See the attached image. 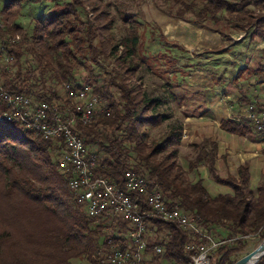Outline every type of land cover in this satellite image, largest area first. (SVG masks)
<instances>
[{
  "label": "trees",
  "instance_id": "1",
  "mask_svg": "<svg viewBox=\"0 0 264 264\" xmlns=\"http://www.w3.org/2000/svg\"><path fill=\"white\" fill-rule=\"evenodd\" d=\"M176 3L179 18L191 14L194 23H218L220 16L226 14V21L236 31L254 27L253 36L264 38V17L246 9L253 5L264 11V0H176ZM4 4L0 60L11 56L12 63L7 66L15 71L0 69V78L5 79L4 84L11 92L38 101H56L61 97L37 93L36 86L44 84L47 76L62 86L80 84L75 77L77 71L87 70L92 60L96 64L111 60L118 73L123 72V76L112 75L108 80L102 75L87 74L85 78L108 108L98 113L92 123L78 125L88 147L99 145L98 152L90 149L97 156L98 175L119 183L128 171L146 176L151 189L163 192L171 208L190 214L204 231L215 232L226 241L213 250L212 264H235L233 257L247 247L246 236L258 234L261 241L264 239V182L256 193L251 188L247 164L239 168L238 177L223 179L215 167L218 144L208 143V151L203 147L196 163H205L213 179L232 191L212 196L202 178L190 184L177 166L182 127H173L159 145L148 143L146 128H159L171 116L157 112L165 99L146 92L142 78L137 75L144 64L138 56L139 34L134 30L126 40L116 41L112 34L115 19L110 17L109 5L104 0H68L58 11L37 22L32 33L14 22L23 0H4ZM125 23L129 24L130 18ZM26 55L32 56L35 68L24 66L22 60ZM100 81H104L102 85ZM113 90L119 93V98ZM5 110L0 101V264H72V260L80 257L89 264H106L102 257L106 252L102 249H108L110 237L102 245L99 243L106 221L89 218L75 202L68 178L59 167L63 142L46 140L16 123L2 121ZM221 126L241 137L256 132L255 124L246 120H226ZM163 154L166 155L161 157ZM196 163L191 168L195 169ZM154 223L165 239L166 259L193 264L186 250L192 241L188 232L177 223L159 219ZM257 264H264V258Z\"/></svg>",
  "mask_w": 264,
  "mask_h": 264
},
{
  "label": "rangeland",
  "instance_id": "2",
  "mask_svg": "<svg viewBox=\"0 0 264 264\" xmlns=\"http://www.w3.org/2000/svg\"><path fill=\"white\" fill-rule=\"evenodd\" d=\"M67 2L68 0H23L20 15L14 22L28 33H32L37 22L58 11L59 7ZM104 2L109 5L110 17L115 19L112 34L116 41L126 40L129 32L134 30L139 34L138 56L144 64L137 75L142 78L143 89L146 92L165 99V104L157 112L171 116L159 128H146L149 132L148 143L159 145L168 137L173 127H182V141L176 159L177 166L190 184L202 178L212 196L231 194L232 191L213 179L205 163H196L203 147L208 151L210 150L208 143L218 144L215 167L218 175L223 179L231 176L238 177V170L242 165L247 164L249 168L251 167L250 162L239 165L241 158H238L234 152L241 156H252L254 152H257L261 155L259 164L252 166V172L250 168L251 188L257 193L258 187L264 182V141H261L264 136L255 128V134L242 137L235 135L238 137L233 138L231 136L233 134L224 130L221 123L226 120L244 122L248 118V108L252 105L256 109L258 107V110L259 108L264 110V38L253 36L254 27H249L243 32L236 31L226 21L228 19L226 14L220 16L218 23H210V21L205 24L194 23L195 18L191 14L185 15L184 19L179 18V6L176 0H104ZM4 6V0H0V26H3L1 12ZM246 9L255 12L257 17H264V11H258L253 5ZM127 18H130L129 24L125 23ZM19 35L17 34L18 37ZM8 57V59L0 60V69L4 70L6 67L14 72V67L7 66L13 60L11 56ZM22 61L26 67H36V64L32 63V56L26 55ZM113 64L111 60L101 64H96L93 60L89 61L87 70L77 71L76 80L87 84L85 80L87 74L94 77L102 75L104 80H108L112 75L117 78L123 76V72L119 74L116 65ZM0 82L4 84L5 79L0 78ZM103 82L100 81L99 84L102 85ZM207 82L210 84L209 88L205 87ZM42 86L47 88V91H44ZM67 86L68 84L62 86L54 78L47 76L44 84L36 86L35 92L50 96L57 94L61 98L56 102L64 101L66 106L69 105L68 94L72 91L68 90L69 86ZM232 86L238 90L236 95L233 93L235 88ZM226 91L228 93L224 94ZM93 93L102 99V111L107 110L103 97L94 89ZM113 93L119 98L118 92L113 90ZM228 94L232 96L229 99ZM213 95H217L219 102L225 108L223 112L217 111V118L209 109H206L205 100ZM236 96L240 98L237 101ZM1 119L5 121L2 116ZM20 126L27 130L25 126ZM221 130L226 133L222 134ZM248 140L258 142L259 146H254L255 151H248L247 144H244L245 141L249 143ZM89 147V151L98 152V144L89 145ZM194 163H196L195 169L191 168ZM70 191L72 192L71 189ZM194 224L198 229H203L196 220ZM104 225V236L99 241L101 245L107 237L116 235L119 229L111 220L106 221ZM204 233L217 241L224 242L215 232L204 231ZM161 234L164 235V233ZM159 239L165 240L160 235ZM245 241L246 249L235 255L234 261L253 252L262 242L258 234L246 236ZM216 248L210 247V254ZM102 251L106 252L102 257L107 264L106 257L109 249L106 250L104 247ZM209 259L212 264L211 258ZM72 264L89 263L86 258L80 257L72 260Z\"/></svg>",
  "mask_w": 264,
  "mask_h": 264
},
{
  "label": "built area",
  "instance_id": "3",
  "mask_svg": "<svg viewBox=\"0 0 264 264\" xmlns=\"http://www.w3.org/2000/svg\"><path fill=\"white\" fill-rule=\"evenodd\" d=\"M68 85L78 97V112L65 110L64 101H38L11 92L0 82V101L6 106L2 118H15L16 124L27 126V130L44 139L63 142L59 167L65 168L75 202L89 218L111 220L119 227L116 235L108 239L107 264H178L166 259L167 250L164 241L159 239L155 219L177 223L187 230L192 241L186 250L191 254L193 264H206V258H212L210 247L218 249L226 241L213 239L204 233V229L196 227L190 214L171 208L163 192L151 189L146 176L128 171L119 183L98 175L97 156L94 152L84 154L86 143L79 133L71 130L70 118L95 117L102 111V99L93 104H82L81 95L93 92V87L82 83ZM247 112L249 120L262 121L258 132L264 136V116H258L253 105ZM78 183H87V190H78Z\"/></svg>",
  "mask_w": 264,
  "mask_h": 264
},
{
  "label": "bare ground",
  "instance_id": "4",
  "mask_svg": "<svg viewBox=\"0 0 264 264\" xmlns=\"http://www.w3.org/2000/svg\"><path fill=\"white\" fill-rule=\"evenodd\" d=\"M68 90H70L69 87H68ZM68 96H70V99L67 98V101L69 102V105L67 104L65 106V110H67L69 112H78V105H77L78 104V97L75 96L73 90L70 92V94H68ZM98 99L99 98L97 96H95V94L93 92L85 93L84 95H81L82 104H93L95 102H99ZM72 102H73V104H72ZM72 107H74V109H71ZM261 109L260 110L256 109L257 110L256 114L258 116H264V110H261ZM107 114L109 115V112ZM4 119L7 122L15 123V118H4ZM94 120H95V117H92L91 119H82V120H79L78 118H70V128H71L72 131H76L77 132V130H78L77 127H78L79 124H82V125L83 124H85V125L86 124H90ZM247 120L249 122L254 123L257 129H258L259 124L262 122V121H259V123H257V122L249 120V118H247ZM22 126H24V125H22ZM25 127L27 128V126H25ZM83 152H84V154H91L92 153L91 151H89V149H88V147L86 145H83ZM61 170L65 174V168H61ZM68 187L72 190V193H73V186H71L69 181H68ZM78 190H87V183H78ZM206 264H210V259L209 258H206Z\"/></svg>",
  "mask_w": 264,
  "mask_h": 264
},
{
  "label": "crops",
  "instance_id": "5",
  "mask_svg": "<svg viewBox=\"0 0 264 264\" xmlns=\"http://www.w3.org/2000/svg\"><path fill=\"white\" fill-rule=\"evenodd\" d=\"M208 48L210 47V45L209 46H207ZM211 48H215V47H212L211 46ZM206 50H208V49H206ZM212 86V85H211ZM205 87L206 88H209L210 87V84L207 82L206 83V85H205ZM233 88H235L234 86H232ZM236 91H237V93H238V90H236V88H235V92H233L234 93V95H236L235 93H236ZM180 92H182V91H180ZM228 93V91H226L224 94H227ZM233 95V96H234ZM228 99L229 98H231L232 96H230L229 94H228ZM240 98H238L237 96H236V101L237 100H239ZM206 102H207V107H206V109H209L210 110V112L211 113H213L214 115H216V118H217V111H220V112H223V110H225V108H224V105L222 104V103H220L219 102V98L217 97V95H213V96H211V97H208L206 100H205ZM235 101V102H236ZM202 118H203V116H202ZM246 121H248L247 119H245ZM221 133L222 134H225L226 132L225 131H223V130H221ZM233 138L234 137H238V136H233V135H231ZM244 140H246V139H244ZM216 141V140H215ZM249 141V143L248 142H246L245 141V143L244 144H247L246 146L248 147V151H251V150H256V149H254L255 147L254 146H259V144H258V142L256 141V140H253V141H250V140H248ZM216 142H218V141H216ZM219 143V142H218ZM258 148V147H257ZM234 154H236V156L238 157V158H241V162H240V164L239 165H242V164H244V163H246V162H250V165H251V172H252V166L253 165H255L256 163H258L259 164V158H260V156L261 155H259L257 152H254L253 154H252V156H241L240 154H238L237 152H234ZM252 158H254V159H256V161H253V159ZM239 160V159H238ZM258 161V162H257ZM239 163V162H238ZM251 180H252V178H251Z\"/></svg>",
  "mask_w": 264,
  "mask_h": 264
},
{
  "label": "water",
  "instance_id": "6",
  "mask_svg": "<svg viewBox=\"0 0 264 264\" xmlns=\"http://www.w3.org/2000/svg\"><path fill=\"white\" fill-rule=\"evenodd\" d=\"M264 258V240L250 254L238 260L235 264H257Z\"/></svg>",
  "mask_w": 264,
  "mask_h": 264
}]
</instances>
